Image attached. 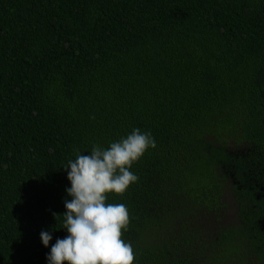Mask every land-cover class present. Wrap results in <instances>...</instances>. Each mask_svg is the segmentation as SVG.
<instances>
[{
	"label": "trees",
	"instance_id": "1",
	"mask_svg": "<svg viewBox=\"0 0 264 264\" xmlns=\"http://www.w3.org/2000/svg\"><path fill=\"white\" fill-rule=\"evenodd\" d=\"M136 128L133 264H264V0H0V264H48L68 161Z\"/></svg>",
	"mask_w": 264,
	"mask_h": 264
},
{
	"label": "clouds",
	"instance_id": "2",
	"mask_svg": "<svg viewBox=\"0 0 264 264\" xmlns=\"http://www.w3.org/2000/svg\"><path fill=\"white\" fill-rule=\"evenodd\" d=\"M156 142L150 132L133 129L107 148L93 145L90 154H77L65 169L71 198L64 201L63 217L68 235L57 239L46 259L48 264H133L131 243L121 238L127 231L130 214L125 204L106 203V194H123L139 177L131 171ZM52 236L41 232L45 247Z\"/></svg>",
	"mask_w": 264,
	"mask_h": 264
},
{
	"label": "rangeland",
	"instance_id": "3",
	"mask_svg": "<svg viewBox=\"0 0 264 264\" xmlns=\"http://www.w3.org/2000/svg\"><path fill=\"white\" fill-rule=\"evenodd\" d=\"M222 192L223 193H225V194H223L224 195V197H233V198H237L238 197V194H237V192L234 190V191H232L231 189H229V188H227V187H224L223 188V190H222ZM263 223H264V221H263Z\"/></svg>",
	"mask_w": 264,
	"mask_h": 264
}]
</instances>
